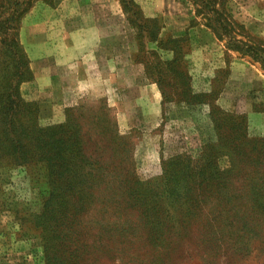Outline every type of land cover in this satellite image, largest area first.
<instances>
[{"label":"rangeland","instance_id":"rangeland-1","mask_svg":"<svg viewBox=\"0 0 264 264\" xmlns=\"http://www.w3.org/2000/svg\"><path fill=\"white\" fill-rule=\"evenodd\" d=\"M134 3L178 42L148 43L120 0H0V264H264V165L202 158L184 184L174 159L264 140V71L190 0ZM227 9L264 45V0ZM53 131L81 198L43 178Z\"/></svg>","mask_w":264,"mask_h":264},{"label":"trees","instance_id":"trees-1","mask_svg":"<svg viewBox=\"0 0 264 264\" xmlns=\"http://www.w3.org/2000/svg\"><path fill=\"white\" fill-rule=\"evenodd\" d=\"M190 1L196 7L197 15L202 17L204 25L214 33L217 39H219L220 41H225V47L227 49L234 51L243 58H247L252 63L258 64L260 69L264 71V45L250 36L245 31L243 25L237 23L233 19V17L229 13H227L229 12V10L227 9V3L229 0ZM120 2L123 6L128 23L131 26L137 28L140 33H146L147 36H145V39L148 43H156V46L161 50L167 44L173 45L174 43L178 42L172 39L171 36H167L166 41L157 39L159 31H157L158 28L156 21L151 18H145L142 15L141 9L135 5L134 0H120ZM151 23H154V29L156 28L155 32L150 31ZM9 29L11 30V28L8 26L4 29L0 27V31H8ZM163 50L170 51L171 49ZM156 71L160 72L159 70ZM195 98L197 97L195 96ZM211 117H214V111H212ZM238 125H242L241 120L238 122ZM60 127L63 128V133H65L68 129L67 126ZM42 135L44 136V140L41 154L43 156L44 154H49L45 163L46 171L43 174V178H46V183L54 187L63 183L64 179H66V181L68 182V186L70 188L73 187V189L77 190V196L79 197L80 195L81 198L82 196L80 191L85 188L87 181H84V175L80 176V174H77L76 164L80 163L82 153L77 152L74 147L68 145V141H66V139L67 136L70 135H67L66 137H64V135L60 136L57 135L55 131L42 132ZM78 136V133H76V136L74 138L75 142H79L80 138ZM240 138L243 140L242 144L236 145L235 150L229 152L222 151L223 153H217L214 152L211 148L210 151L206 152V155L204 157H199L198 160H196L194 163L188 162L185 158H179V156L174 158L178 161V178L182 180L184 184H187L191 176V168H193L195 163L203 159L209 166V168L206 170H211V174L214 175V166L216 165L219 154H224L227 157L229 165L232 167V169H237L241 166L249 165L255 168L256 171H259V167L264 165V140H247L245 136L241 135ZM243 146H248L250 148V152H246V150H238V148ZM71 171L75 172V178H73L74 175H72ZM194 173L197 176L204 175V173L202 171H199V169L198 172ZM195 174L193 176H195ZM85 177L89 178V174H87V176ZM74 180H77V184L72 185L70 182H74ZM260 180L262 181V184L260 186L264 190V177H261ZM49 199H53V195H51Z\"/></svg>","mask_w":264,"mask_h":264},{"label":"crops","instance_id":"crops-1","mask_svg":"<svg viewBox=\"0 0 264 264\" xmlns=\"http://www.w3.org/2000/svg\"><path fill=\"white\" fill-rule=\"evenodd\" d=\"M254 116H252V118H253Z\"/></svg>","mask_w":264,"mask_h":264}]
</instances>
